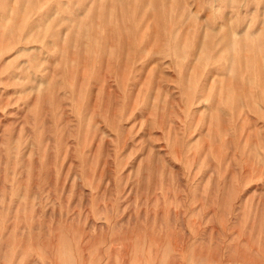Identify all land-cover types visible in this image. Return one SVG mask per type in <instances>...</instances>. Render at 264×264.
Returning a JSON list of instances; mask_svg holds the SVG:
<instances>
[{
  "label": "rangeland",
  "instance_id": "374dc122",
  "mask_svg": "<svg viewBox=\"0 0 264 264\" xmlns=\"http://www.w3.org/2000/svg\"><path fill=\"white\" fill-rule=\"evenodd\" d=\"M0 264H264V0H0Z\"/></svg>",
  "mask_w": 264,
  "mask_h": 264
}]
</instances>
